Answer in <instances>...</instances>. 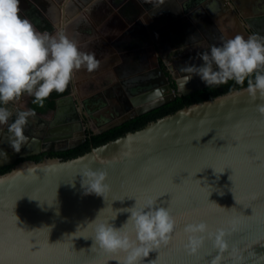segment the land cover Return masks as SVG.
I'll return each instance as SVG.
<instances>
[{
	"label": "water",
	"instance_id": "water-1",
	"mask_svg": "<svg viewBox=\"0 0 264 264\" xmlns=\"http://www.w3.org/2000/svg\"><path fill=\"white\" fill-rule=\"evenodd\" d=\"M48 1L54 8L67 10L78 0ZM131 1L135 18L161 14L163 19L175 11L213 4L218 19L225 14L238 19L228 0H155L145 10L140 8L144 0ZM75 16L76 12L70 14L72 21ZM241 17L246 27L254 26L255 18L243 13ZM238 23L234 33L248 36L244 24ZM77 42L81 48L94 39ZM157 70L165 85L145 87L141 96L150 101L135 102L134 109L98 126V132L175 98L162 69L158 66ZM186 75L175 77L181 94L206 87L195 75L185 83ZM18 101L13 102V109ZM259 103L246 92L234 96L227 91L185 105L75 157L15 163L0 174V264H117L115 260L124 254L92 246L89 222L96 216L97 221L110 219L121 208L148 197L168 207L177 225L168 244L151 251L144 264L150 260L155 264H210L218 254L223 256L222 264H233L234 248L243 264H264V114L256 109ZM59 104L56 99L54 108ZM3 129L8 131V126H0ZM36 164L41 167L29 168ZM89 170L107 173L109 191L104 199L81 187V178ZM128 215L120 212L112 223L119 227ZM200 219L213 229H230L226 251L218 253L207 240L195 253L188 251L184 225Z\"/></svg>",
	"mask_w": 264,
	"mask_h": 264
},
{
	"label": "flooded vegetation",
	"instance_id": "flooded-vegetation-1",
	"mask_svg": "<svg viewBox=\"0 0 264 264\" xmlns=\"http://www.w3.org/2000/svg\"><path fill=\"white\" fill-rule=\"evenodd\" d=\"M228 1L238 19L226 12L225 17L218 19L213 4L195 5L183 13L175 11L161 19V14L144 17L140 14L135 18L137 11L131 0H78L67 10L54 8L48 0H20L19 8L24 17L39 31L64 32L76 41L94 39L80 50L94 53L99 63L88 75L89 71L83 66L74 72L77 78L74 74L68 93L57 98L60 102L57 109L46 113L34 110L36 115L30 118L24 133L28 139L19 152L11 148L9 132L0 131V149L7 154L5 161L0 157V166L12 167L20 160H35L38 155L40 160L53 157L52 154L80 146L90 134L101 133L98 126L127 114L134 109L135 102L150 101L147 96H141L146 86L165 85L160 82L158 66L171 88L180 94L175 81L176 76L180 78L184 74L180 68L186 62L199 64V60L189 58L208 51L213 44H220L222 38L238 34L234 33L238 21L244 24L248 34L264 35V18H260L264 17V0ZM153 2L155 0H144L139 6L145 10ZM129 5L135 9L134 14L128 12ZM75 12L77 16L72 21L70 14ZM241 13L255 18L252 28L246 27ZM160 20L163 24L158 22ZM144 27L150 31L149 35L142 33ZM239 34L243 35L240 31ZM152 83L154 85L148 86ZM24 98L21 97L14 110L30 108ZM81 139L83 141L79 142ZM75 142L79 143L67 148Z\"/></svg>",
	"mask_w": 264,
	"mask_h": 264
},
{
	"label": "clouds",
	"instance_id": "clouds-1",
	"mask_svg": "<svg viewBox=\"0 0 264 264\" xmlns=\"http://www.w3.org/2000/svg\"><path fill=\"white\" fill-rule=\"evenodd\" d=\"M19 3L20 0H0V126H8V142L15 152L26 143L25 129L36 113L31 108L14 110L13 102L28 95L33 98V104L43 106L52 92L59 94L66 90L76 70L83 66L92 71L99 63L94 53L81 51L79 43L69 39L66 33L37 30L21 15ZM189 59L200 63L186 62L180 68L188 74L185 83L193 75L207 87L228 81L236 85L246 82V87L229 89V95L246 92L253 100L259 99L261 103L256 109L264 114V35L236 34L222 38L220 44H213L208 51L198 52ZM0 157L7 159L2 149ZM40 167L39 164L29 165L30 169ZM106 178L103 170H89L81 178V187L85 193L104 199V193L109 191ZM121 209L123 211H116L110 219L97 221L96 216L89 222L93 225L92 246L108 253H123V259L115 260L117 264H144V258L151 251L168 244L177 225L176 218L153 197L141 203L135 200L133 206ZM120 212L129 215L121 226L115 227L112 221ZM230 227L234 229V225ZM229 230L223 226L213 229L203 219L185 223L186 248L195 253L207 240L218 253H223L228 249L225 237ZM231 254L235 256L233 264H243L238 250L234 248ZM222 261L223 256L218 254L210 264H222ZM148 264H155V260Z\"/></svg>",
	"mask_w": 264,
	"mask_h": 264
},
{
	"label": "trees",
	"instance_id": "trees-1",
	"mask_svg": "<svg viewBox=\"0 0 264 264\" xmlns=\"http://www.w3.org/2000/svg\"><path fill=\"white\" fill-rule=\"evenodd\" d=\"M128 12L134 14L135 9L129 5ZM132 17V16H131ZM130 17V18H131ZM242 86H246V82L243 85H236L233 81H228L225 84L219 85V86H209V87H203L199 90H196L194 92L188 93L186 95L183 94H176L175 98L165 104L160 105L157 108H154L150 111H147L143 114L137 115L126 122L114 126L104 132L101 133H95L90 134L89 138H86L85 142L81 144L78 147H75L73 149H70L68 151L52 154L53 156L56 155L60 158L66 159L70 157H75L77 155H80L90 149L91 146H97L99 144H102L108 140H111L117 136H120L124 134L127 131H133L135 129H138L145 125L147 122L151 120H155L158 117H161L165 114H169L174 112L175 110L202 100L210 99L218 94L224 93L229 91V89H235L240 88ZM69 91V85L66 88V90L63 93H56L52 92L49 97L45 100L43 106H38L32 103V97H30V101L28 103V106L33 109L37 110L41 113H46L50 110H52L55 106V101L58 97H61L65 94H67ZM41 156L38 155L35 157L36 161H40ZM11 168V166H0V174L8 171Z\"/></svg>",
	"mask_w": 264,
	"mask_h": 264
},
{
	"label": "rangeland",
	"instance_id": "rangeland-1",
	"mask_svg": "<svg viewBox=\"0 0 264 264\" xmlns=\"http://www.w3.org/2000/svg\"><path fill=\"white\" fill-rule=\"evenodd\" d=\"M138 23H140V22H138ZM138 23H136V24H138ZM143 25H144V24H143ZM142 33L145 34V35H149V34H150V31H148V30L144 27ZM69 88H70V87H69ZM22 97H25V98H24V100H25V99H27V98H30L31 96H28V95H22ZM24 100H23V101H24ZM23 101H22V102H23ZM22 102H21V103H22Z\"/></svg>",
	"mask_w": 264,
	"mask_h": 264
},
{
	"label": "crops",
	"instance_id": "crops-1",
	"mask_svg": "<svg viewBox=\"0 0 264 264\" xmlns=\"http://www.w3.org/2000/svg\"><path fill=\"white\" fill-rule=\"evenodd\" d=\"M21 15L22 16H26L23 12H21ZM37 30H39L38 28H37ZM26 100H28V103H29V101H30V98H27ZM22 102V101H21ZM20 102V104L22 105V103ZM23 103H24V101H23ZM27 103V102H26ZM28 103H27V105H28Z\"/></svg>",
	"mask_w": 264,
	"mask_h": 264
}]
</instances>
